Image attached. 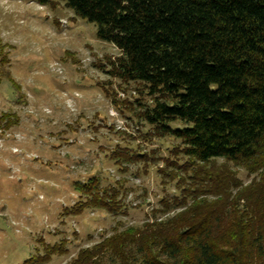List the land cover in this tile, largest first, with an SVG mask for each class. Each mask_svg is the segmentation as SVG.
Returning <instances> with one entry per match:
<instances>
[{
  "label": "trees",
  "instance_id": "obj_1",
  "mask_svg": "<svg viewBox=\"0 0 264 264\" xmlns=\"http://www.w3.org/2000/svg\"><path fill=\"white\" fill-rule=\"evenodd\" d=\"M36 2L64 3L95 27L97 40L119 52L106 59L102 72L146 86L151 105L138 117L159 136L181 142L189 161L179 168L190 170L194 180L182 189L192 204L179 200L173 217L114 228L70 264H264V0ZM7 80L18 93L19 85ZM16 122L0 116L4 130ZM172 122L184 126L172 129ZM214 159L255 177L242 185L228 169L208 168ZM73 188L85 201L70 214L120 211L96 179ZM63 246L51 247L38 261L63 254Z\"/></svg>",
  "mask_w": 264,
  "mask_h": 264
},
{
  "label": "rangeland",
  "instance_id": "obj_2",
  "mask_svg": "<svg viewBox=\"0 0 264 264\" xmlns=\"http://www.w3.org/2000/svg\"><path fill=\"white\" fill-rule=\"evenodd\" d=\"M95 31L62 2L0 0V116L17 118L0 126V264H70L114 228L167 219L179 200L193 202L182 191L194 180L179 168L189 161L181 142L138 117L151 105L144 84L102 72L119 52ZM207 167L228 169L242 185L255 177L223 159ZM91 178L120 211L67 212L85 201L73 183ZM61 243L63 254L38 261Z\"/></svg>",
  "mask_w": 264,
  "mask_h": 264
}]
</instances>
